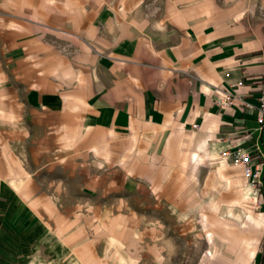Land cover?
Wrapping results in <instances>:
<instances>
[{"label":"crops","instance_id":"1","mask_svg":"<svg viewBox=\"0 0 264 264\" xmlns=\"http://www.w3.org/2000/svg\"><path fill=\"white\" fill-rule=\"evenodd\" d=\"M0 6L10 13L3 17L8 24L0 22L1 34L9 30L1 59L8 96L30 107V132L43 133L38 140L54 141L47 143L52 161L74 151L126 155L129 144L158 133L156 139L171 140L168 153L201 152L206 138L208 149H251L264 164V127L256 120L264 0H0ZM66 39L71 52L60 47ZM183 132L193 137L185 145ZM255 256L251 264H264V253L261 262Z\"/></svg>","mask_w":264,"mask_h":264},{"label":"rangeland","instance_id":"2","mask_svg":"<svg viewBox=\"0 0 264 264\" xmlns=\"http://www.w3.org/2000/svg\"><path fill=\"white\" fill-rule=\"evenodd\" d=\"M14 3L19 8L27 5ZM4 10L0 6L5 26L3 17L10 13ZM5 31L0 33V98L5 105L0 108V264H90L87 256L95 257V264H200L213 247L208 242L210 229L200 219L201 203L214 197L229 199L234 188L217 173L212 174L214 183H208L209 160L200 161L195 169L191 163L186 170L181 168L180 154L166 153L168 138L158 140L154 137L158 133L134 142L131 149L129 144L126 155L87 150L80 156L74 151L65 160L52 161L55 151L47 143L54 141L38 140L43 133L30 132L35 126L30 107L8 96L7 67L1 60ZM66 41L60 47L71 52ZM17 87V93H24ZM9 110L14 111L12 117ZM261 132L264 151V129ZM218 152L225 157L223 150ZM253 156L261 159L258 153ZM10 165L22 169L23 176L13 180ZM260 179L262 183L249 179L257 191L255 212H264V167ZM207 213L227 215L223 207ZM114 217L119 226L111 230ZM112 236L121 244H111ZM258 243L254 256L261 262L264 231Z\"/></svg>","mask_w":264,"mask_h":264},{"label":"bare ground","instance_id":"3","mask_svg":"<svg viewBox=\"0 0 264 264\" xmlns=\"http://www.w3.org/2000/svg\"><path fill=\"white\" fill-rule=\"evenodd\" d=\"M0 108L1 110H4L1 101ZM215 127L216 126L213 125L212 129ZM192 138L190 132H183L180 143L185 145L189 143ZM133 139L137 140L136 137ZM167 142L168 147L166 151L171 152V140L168 139ZM203 142H206V138L202 140L201 144H199L198 148L201 149V152H198L197 150V152L190 151L188 149H182L179 151L180 167L186 170L188 163H191L190 168L195 169L200 161H204L207 158L209 160L208 167L211 170L208 183L210 185L214 183L212 181V174L217 173L221 178L227 180L229 184L228 187L234 188V194L229 199L214 197L201 203L200 219L202 224L210 229L208 242L212 244L213 247L205 251L200 258V264H250L258 248L260 235L264 231V212L254 211V205L257 201V191L252 182H249L248 168L245 167V165L240 163L231 164L229 159L222 157L220 152L216 149H208L207 147H204L202 145ZM132 152L133 150L131 151V154ZM128 161L129 158L125 159L124 164H128ZM230 169L232 174L227 176V171ZM10 173L13 180L17 177L23 176L22 169L20 170L14 165H10ZM191 204H195L193 200ZM221 207L225 209L227 215L210 217L207 213V210H215L217 212ZM118 220V217H114L112 228H110L111 230H114L119 226ZM135 239H130V241H132L131 243H135ZM217 240L219 242H216ZM110 242L115 247L121 244L119 239L115 236L111 237ZM232 254H234V256H232ZM118 255L119 253L117 251L115 257H118ZM94 258L87 256L85 260H87L88 263L93 264L95 262Z\"/></svg>","mask_w":264,"mask_h":264},{"label":"built area","instance_id":"4","mask_svg":"<svg viewBox=\"0 0 264 264\" xmlns=\"http://www.w3.org/2000/svg\"><path fill=\"white\" fill-rule=\"evenodd\" d=\"M261 89L262 92L258 96L259 110L256 120L259 121L261 127H264V87ZM253 154L254 152L251 149L223 150V155H225V158L228 159V157H230L235 163L243 164L248 168L249 179L252 177L254 182L262 183L260 176L263 170V162L261 160L256 161Z\"/></svg>","mask_w":264,"mask_h":264}]
</instances>
